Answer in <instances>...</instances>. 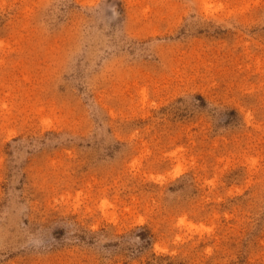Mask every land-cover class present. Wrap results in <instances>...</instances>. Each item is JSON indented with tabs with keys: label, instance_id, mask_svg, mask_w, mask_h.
I'll return each mask as SVG.
<instances>
[{
	"label": "rangeland",
	"instance_id": "1",
	"mask_svg": "<svg viewBox=\"0 0 264 264\" xmlns=\"http://www.w3.org/2000/svg\"><path fill=\"white\" fill-rule=\"evenodd\" d=\"M0 264H264V0H0Z\"/></svg>",
	"mask_w": 264,
	"mask_h": 264
}]
</instances>
